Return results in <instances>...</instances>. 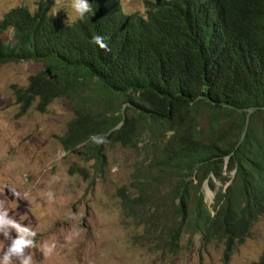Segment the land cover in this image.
Segmentation results:
<instances>
[{"label": "trees", "instance_id": "obj_1", "mask_svg": "<svg viewBox=\"0 0 264 264\" xmlns=\"http://www.w3.org/2000/svg\"><path fill=\"white\" fill-rule=\"evenodd\" d=\"M39 2L0 17V64L43 63L14 88L21 108L65 98L73 114L59 140L98 168L105 143L136 152L118 188L133 242L174 253L199 234L228 261L264 213V0H144V14L89 0L95 15L70 27Z\"/></svg>", "mask_w": 264, "mask_h": 264}, {"label": "rangeland", "instance_id": "obj_2", "mask_svg": "<svg viewBox=\"0 0 264 264\" xmlns=\"http://www.w3.org/2000/svg\"><path fill=\"white\" fill-rule=\"evenodd\" d=\"M44 0H0V17L11 7L26 5L31 11ZM52 7L55 0H51ZM126 11L145 13L144 0H120ZM71 0H60L55 11L64 19L76 14ZM54 9V8H53ZM12 36V29L4 31ZM43 68L40 60L0 64V212L13 224L0 226V262L23 239L22 253H12L9 264H250L264 251V213L223 262V244L203 243L199 234L180 248L163 253L131 238L132 226L123 218L118 188L128 184L136 152L119 144L102 146L104 162L86 159L80 146L65 149L59 137L72 116L69 102L54 98L45 110L33 104L21 108L14 88L25 86L31 73ZM220 182L217 181V185ZM202 190L210 204L214 190ZM126 222V223H125Z\"/></svg>", "mask_w": 264, "mask_h": 264}, {"label": "clouds", "instance_id": "obj_3", "mask_svg": "<svg viewBox=\"0 0 264 264\" xmlns=\"http://www.w3.org/2000/svg\"><path fill=\"white\" fill-rule=\"evenodd\" d=\"M60 4V0H55L54 9L57 8V6ZM70 7L72 11L76 14L77 19L83 20L86 15L91 13L92 15H95L92 3L89 2V0H71ZM57 14V13H56ZM55 14V15H56ZM66 24L68 27L72 24V16L71 14H68V20L66 21ZM105 37L94 34L92 36V43L95 45H98L101 49L108 52L111 51L108 44L105 42ZM7 213L6 212H0V226H3L5 224H13V221L6 218ZM26 243H31L30 241H25L23 239L17 241L14 246L9 250V254H6L3 258V261L0 262V264H9L10 255L12 253H22L23 245ZM22 264H30V258L25 259L22 261Z\"/></svg>", "mask_w": 264, "mask_h": 264}]
</instances>
